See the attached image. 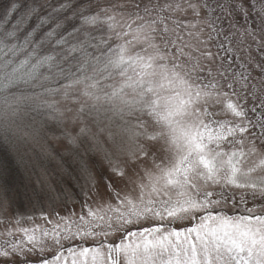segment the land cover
<instances>
[{
  "label": "snow or ice",
  "instance_id": "6c2138e0",
  "mask_svg": "<svg viewBox=\"0 0 264 264\" xmlns=\"http://www.w3.org/2000/svg\"><path fill=\"white\" fill-rule=\"evenodd\" d=\"M257 3L198 0L188 7L233 20L255 10L264 21V0ZM172 7L9 0L0 9V154L35 153L39 117L40 130L65 155L40 145L44 159L60 163L55 179L47 170L37 177L32 194L63 195L60 184L83 179L101 200L94 210L85 193L88 219L81 214L40 234L17 213L23 238L0 245V264H264V61L250 71L240 64L247 74L225 65L227 57L217 64L199 36L186 40L178 25L164 24L159 13ZM101 181L115 207L104 201ZM114 182L125 186L118 191ZM245 193L254 201L259 195V209L247 206ZM116 233L118 240L108 239ZM51 245L56 254L49 257Z\"/></svg>",
  "mask_w": 264,
  "mask_h": 264
},
{
  "label": "rangeland",
  "instance_id": "374dc122",
  "mask_svg": "<svg viewBox=\"0 0 264 264\" xmlns=\"http://www.w3.org/2000/svg\"><path fill=\"white\" fill-rule=\"evenodd\" d=\"M6 1L9 2V0H0V3L6 4ZM99 2L104 4L106 0H99ZM189 2L197 3L198 0H153V3H158L161 7L172 4V8L159 13L160 16L166 17L164 24L169 28H177L178 25L177 30H182L181 34L186 40L190 39L189 33L199 36L200 40L205 42L201 45V48L214 54L217 57V64L221 63V57H227V59L222 61L225 65L231 64L232 69L247 74L245 68L239 67L240 64H245L246 68L250 71L257 62L264 61V47H261V44L264 43V21L257 16L255 10L246 18L238 15L233 20L232 16L225 15L219 10L214 14H210L208 11L202 9L200 14L196 15L188 7ZM210 2L215 7L216 0H210ZM221 2L227 3L228 0H221ZM250 2L256 4L257 9L259 8L257 0H250ZM175 5H180V7L177 8ZM218 17L223 18L219 19ZM209 20L214 24L215 30L208 26ZM233 24H235L234 27L232 26ZM245 29L251 35L246 34ZM217 31L227 32L229 39L225 40L223 35L217 38ZM93 35L99 38L102 35L106 37L107 33H94ZM221 41H224L223 45H221ZM228 48L233 49V51H227L226 49ZM96 54H99V50H97ZM196 55H199V52ZM234 57L239 58L234 59ZM205 63L207 62L205 61ZM62 107H67V105H62ZM71 107L73 108V113H69V116L74 115L78 105L73 104ZM41 123L42 120L38 117L34 127L37 129L40 138L36 145L35 153L29 152L23 159L19 157L14 159L7 153L0 154V160L3 161L0 164V245H3L5 240L23 238L22 233L18 234L16 232L15 216L17 213L22 217L21 224L23 227L36 228L37 234H40L41 229H52L58 223L63 228L66 223L78 220L81 214H84L85 218L88 219L86 215L87 209H84L83 212L81 209V205L85 203V193L88 194L87 203L92 209H97L101 204V200L97 198L92 188L84 186L83 179L79 183L73 179L67 185L60 184L59 188L63 190V195L53 193L51 198L40 197L37 199L32 194L34 188H39L37 177H45V170H47V175L55 179L60 163L58 158L52 160L44 159V153L41 151L40 145H45L47 142V144H50L57 150L58 154L65 155L64 145L50 139L48 135L41 131ZM124 159V157L116 154L115 162L123 166ZM129 175H131L130 171ZM5 184L8 188L7 192H5L3 187ZM124 186L125 182H114V187L118 191L123 189ZM99 187L105 193L104 201L110 200L113 207H115L118 202L114 198H111V193L103 187L102 181ZM245 194L249 196L247 206H256L259 209L260 205L257 203L260 200L259 195H257L256 201H254L251 198V193ZM239 195L240 191H237V196ZM229 211H231L230 206ZM27 216H32L34 219L28 220L23 218ZM60 217L67 219L61 221ZM9 230L13 232L12 236L6 235ZM119 236L120 234L116 233L109 236L108 239L118 240ZM97 239L104 238L98 237ZM73 243H78V241H74ZM86 243L92 245L94 242L90 238ZM44 254L49 257L55 255L56 246L51 245L50 250H46ZM61 264H63V261H61Z\"/></svg>",
  "mask_w": 264,
  "mask_h": 264
},
{
  "label": "trees",
  "instance_id": "16d2710c",
  "mask_svg": "<svg viewBox=\"0 0 264 264\" xmlns=\"http://www.w3.org/2000/svg\"><path fill=\"white\" fill-rule=\"evenodd\" d=\"M7 2V1H6ZM8 6V2L5 4V3H0V9H3V8H5V7H7Z\"/></svg>",
  "mask_w": 264,
  "mask_h": 264
}]
</instances>
